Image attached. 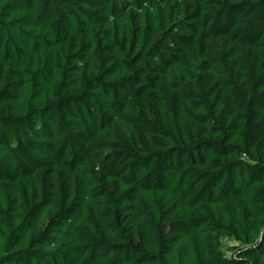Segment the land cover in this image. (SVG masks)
Instances as JSON below:
<instances>
[{"label": "trees", "instance_id": "obj_1", "mask_svg": "<svg viewBox=\"0 0 264 264\" xmlns=\"http://www.w3.org/2000/svg\"><path fill=\"white\" fill-rule=\"evenodd\" d=\"M0 264H264V0H0Z\"/></svg>", "mask_w": 264, "mask_h": 264}, {"label": "rangeland", "instance_id": "obj_2", "mask_svg": "<svg viewBox=\"0 0 264 264\" xmlns=\"http://www.w3.org/2000/svg\"><path fill=\"white\" fill-rule=\"evenodd\" d=\"M228 244H231V242H228Z\"/></svg>", "mask_w": 264, "mask_h": 264}]
</instances>
